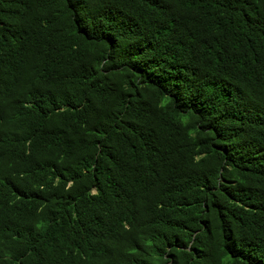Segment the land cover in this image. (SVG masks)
<instances>
[{"label": "trees", "instance_id": "obj_1", "mask_svg": "<svg viewBox=\"0 0 264 264\" xmlns=\"http://www.w3.org/2000/svg\"><path fill=\"white\" fill-rule=\"evenodd\" d=\"M0 255L264 264V0H0Z\"/></svg>", "mask_w": 264, "mask_h": 264}, {"label": "clouds", "instance_id": "obj_2", "mask_svg": "<svg viewBox=\"0 0 264 264\" xmlns=\"http://www.w3.org/2000/svg\"><path fill=\"white\" fill-rule=\"evenodd\" d=\"M2 263V257L0 255V264ZM5 264H10V255H8V257L6 258V262Z\"/></svg>", "mask_w": 264, "mask_h": 264}]
</instances>
